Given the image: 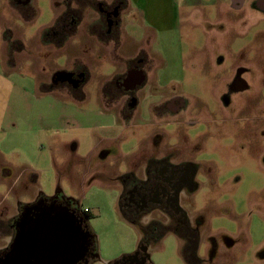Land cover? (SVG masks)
Listing matches in <instances>:
<instances>
[{
  "label": "rangeland",
  "instance_id": "374dc122",
  "mask_svg": "<svg viewBox=\"0 0 264 264\" xmlns=\"http://www.w3.org/2000/svg\"><path fill=\"white\" fill-rule=\"evenodd\" d=\"M112 1L80 0L65 15L66 0H0V247L22 205L60 194L95 215L87 226L99 258L89 264L132 253L143 226L121 213L116 176L167 157L189 159L197 172L185 208L195 221L199 264H264V2L137 0L132 5L145 15L128 19L141 42L126 43L114 59L87 31L108 41L97 3ZM61 14L62 24L81 21L57 46L51 41L71 31L45 33ZM143 59L147 76L158 75L167 96L185 103L152 125L145 118L159 97L141 100L129 120L119 114L122 101L107 111L98 101L102 84ZM81 67L87 82L80 93L55 82ZM163 233L149 242L152 264H192L184 240Z\"/></svg>",
  "mask_w": 264,
  "mask_h": 264
},
{
  "label": "flooded vegetation",
  "instance_id": "af4514ba",
  "mask_svg": "<svg viewBox=\"0 0 264 264\" xmlns=\"http://www.w3.org/2000/svg\"><path fill=\"white\" fill-rule=\"evenodd\" d=\"M18 1L20 2V0ZM27 1L25 0V2ZM79 4L80 0H66L64 14L75 13L79 8ZM97 4L102 19L106 21L107 32L112 31L120 22L119 5L113 1L110 5L105 4V6L101 2ZM84 5L94 8L93 3L90 2ZM63 19L62 17V20H58L53 26L52 31H54L55 36H59L60 33L66 30L67 33L75 31L80 18L73 16L70 23H66V25L65 23L62 24ZM134 60L132 66L128 67L120 77L113 78L108 83L101 85L102 97L100 102L107 108H114V106L117 107L115 102L122 101V108H118L119 114H121L122 119L129 120L135 112L140 110L141 100L143 102L144 100L147 101L149 95L159 97L158 101L149 104L147 112L151 116L149 118L148 115L145 118L147 125L153 124L149 122L153 117L160 119L165 115L181 111L185 103L176 95L167 96L164 85L160 84L162 80L158 75L154 73L153 76H147V71H149L147 61L143 59L134 62ZM54 80L57 84H67L71 87L73 93H78L81 92V87L87 82V77L82 70H75L55 75ZM140 90L145 92L142 91V94L138 96ZM112 91H114V95L118 93L117 98L112 95ZM147 91L151 94L146 93ZM121 103H118V105ZM196 175L195 167L189 159L176 161V158L155 157L147 158L141 168L135 171L128 169L116 176L115 182L119 189L118 203L120 211L130 222L143 226V237L132 253L122 255L110 264H152L148 254L149 242L159 238L165 230L177 233L185 242V256L188 262L199 264L196 257L198 233L193 216L185 208L187 197L190 193L196 191L198 187L195 183ZM43 208L50 212L49 215L53 211H70L79 221L80 226L84 227V231L86 230L79 204L75 200L62 198L60 194L53 198H47L40 194L33 202L22 205L17 214L11 217L9 230L12 234H10V240L5 241V244L0 247V264H13L10 258L23 215L29 211L32 215H35ZM0 225V239L4 240L5 227L1 220ZM81 238L79 235V239ZM82 244L83 239L79 242L78 250L82 248ZM82 253V250L77 251L74 258L77 257L78 259ZM92 254L94 253L90 249L87 256Z\"/></svg>",
  "mask_w": 264,
  "mask_h": 264
},
{
  "label": "water",
  "instance_id": "95a60500",
  "mask_svg": "<svg viewBox=\"0 0 264 264\" xmlns=\"http://www.w3.org/2000/svg\"><path fill=\"white\" fill-rule=\"evenodd\" d=\"M45 210L23 215L10 258L13 264H89L99 258L97 253L87 256L91 246L88 236L70 211H53L49 215ZM82 239L79 250L83 253L77 259L74 256Z\"/></svg>",
  "mask_w": 264,
  "mask_h": 264
},
{
  "label": "crops",
  "instance_id": "0c3cea01",
  "mask_svg": "<svg viewBox=\"0 0 264 264\" xmlns=\"http://www.w3.org/2000/svg\"><path fill=\"white\" fill-rule=\"evenodd\" d=\"M136 1L137 0H113V2L115 4L119 5L118 14H119L120 22L115 27L116 31H110V32L106 31L105 34H107V38H108L107 42H105V40H103V39H100L97 34H95V33H93L91 31L90 28L87 29V31L89 32V36L92 37V39H96L95 41H99L100 40V45L101 46H103L106 49H108V47H109V50L111 49L110 53H111V55H113L114 59L117 58L119 51L121 52V51L124 50V51L127 52L128 46H127L126 43H133L134 44V42L135 43L141 42V39H142L143 35L141 36V38H139L137 36V34L134 33L135 32L134 31L135 30V26H134L135 24L128 19V16L130 15V13L139 12L142 18L145 15L143 10H141L137 6L132 5V3L134 4V2L136 3ZM155 1L159 2L160 0H155ZM244 1L245 0H234L233 2L235 3V5L241 6V5H243ZM263 1L264 0H258L257 3L258 4H263ZM57 17H59V16H57ZM94 20H96V18ZM80 21H81V16H80L79 22H78V24L76 26V30L75 31H71L70 35H68L67 32L66 33L63 32L65 34H67V36L65 37V39L62 42H60V43L58 42L59 44H57L56 42L51 41V43H54L57 46H64L65 40L67 38H69V37L71 38V36L76 35L75 33H77V31H78V26H79ZM91 24H92V21H91ZM58 37H62V34L60 33V35ZM114 48H116V52H114L115 51ZM114 55H116V56H114ZM77 70L81 71L82 67L80 69L78 68ZM52 79H53V77H52ZM101 90L102 89H101V86H100V89H99V92H98L100 97H98V101H100V99L102 97V91ZM67 93H69V92H67ZM78 93H80V92H78ZM107 109L108 108L105 107V108L102 109V111H107ZM2 201H3V199H2ZM7 242H8V240H7Z\"/></svg>",
  "mask_w": 264,
  "mask_h": 264
},
{
  "label": "trees",
  "instance_id": "16d2710c",
  "mask_svg": "<svg viewBox=\"0 0 264 264\" xmlns=\"http://www.w3.org/2000/svg\"><path fill=\"white\" fill-rule=\"evenodd\" d=\"M80 18V17H79ZM62 20V19H61ZM58 21V20H57ZM53 30V27L50 29V31H48V33L46 34L45 33V38L49 36V34H52L54 33ZM47 39V38H46ZM95 215L93 213H91L90 209L88 211H85L83 212L82 214V218H83V221L85 222V224H87V221L89 218H92L94 217ZM86 234L88 236V241L90 243V249L92 250L93 253H97V247H96V239H95V236L94 234L89 230L88 226L86 228Z\"/></svg>",
  "mask_w": 264,
  "mask_h": 264
},
{
  "label": "built area",
  "instance_id": "2783aa9c",
  "mask_svg": "<svg viewBox=\"0 0 264 264\" xmlns=\"http://www.w3.org/2000/svg\"><path fill=\"white\" fill-rule=\"evenodd\" d=\"M89 209H85V211H88Z\"/></svg>",
  "mask_w": 264,
  "mask_h": 264
}]
</instances>
